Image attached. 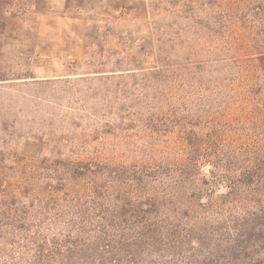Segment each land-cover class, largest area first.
Here are the masks:
<instances>
[{
	"label": "rangeland",
	"instance_id": "374dc122",
	"mask_svg": "<svg viewBox=\"0 0 264 264\" xmlns=\"http://www.w3.org/2000/svg\"><path fill=\"white\" fill-rule=\"evenodd\" d=\"M16 9L0 22V207L53 192L52 173L69 189L81 159L151 164L182 231L162 264H264V0Z\"/></svg>",
	"mask_w": 264,
	"mask_h": 264
},
{
	"label": "trees",
	"instance_id": "16d2710c",
	"mask_svg": "<svg viewBox=\"0 0 264 264\" xmlns=\"http://www.w3.org/2000/svg\"><path fill=\"white\" fill-rule=\"evenodd\" d=\"M45 1L0 0V22L9 5L17 6L15 13H11L14 16L30 8L38 10ZM96 78L108 77L102 74ZM192 134L187 142L203 147L200 137ZM215 154L213 167L228 172L227 156L220 155L218 150ZM71 171L69 189L65 188L64 178L52 173L46 176L53 192L28 202L15 201L13 196L10 205L0 207V264H162L166 261L158 254L169 250L170 242H179L182 231L160 214L152 196V190L158 187L157 167L87 158L75 161ZM247 223L244 229L253 232L257 229L256 225ZM263 230L264 225L259 233Z\"/></svg>",
	"mask_w": 264,
	"mask_h": 264
}]
</instances>
